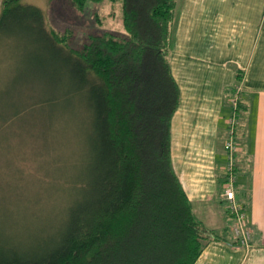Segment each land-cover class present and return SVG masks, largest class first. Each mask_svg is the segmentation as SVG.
Wrapping results in <instances>:
<instances>
[{
    "label": "trees",
    "instance_id": "16d2710c",
    "mask_svg": "<svg viewBox=\"0 0 264 264\" xmlns=\"http://www.w3.org/2000/svg\"><path fill=\"white\" fill-rule=\"evenodd\" d=\"M68 1L78 11L88 1L119 3L124 31L90 33L74 47L71 30H47L41 9L21 0H0V29L37 32L86 90L94 185L52 243L28 249L0 244V264H194L209 242L225 238L198 219L172 163L180 89L169 55L177 0ZM236 113L238 121L240 101ZM227 215L231 245L243 247Z\"/></svg>",
    "mask_w": 264,
    "mask_h": 264
},
{
    "label": "crops",
    "instance_id": "0c3cea01",
    "mask_svg": "<svg viewBox=\"0 0 264 264\" xmlns=\"http://www.w3.org/2000/svg\"><path fill=\"white\" fill-rule=\"evenodd\" d=\"M169 60L180 89L172 163L198 219L225 238L209 242L194 264H264V0H177ZM238 77L236 197L250 222L248 249L231 245L219 196Z\"/></svg>",
    "mask_w": 264,
    "mask_h": 264
},
{
    "label": "rangeland",
    "instance_id": "374dc122",
    "mask_svg": "<svg viewBox=\"0 0 264 264\" xmlns=\"http://www.w3.org/2000/svg\"><path fill=\"white\" fill-rule=\"evenodd\" d=\"M21 3L41 9L47 30H71L74 47L90 33L124 31L119 3L88 1L81 11L68 0ZM86 96L37 32L0 29L1 245L52 243L90 195L94 134Z\"/></svg>",
    "mask_w": 264,
    "mask_h": 264
},
{
    "label": "built area",
    "instance_id": "2783aa9c",
    "mask_svg": "<svg viewBox=\"0 0 264 264\" xmlns=\"http://www.w3.org/2000/svg\"><path fill=\"white\" fill-rule=\"evenodd\" d=\"M241 86L236 85L234 94L230 99L232 105L231 113L226 120L227 124V139L225 141L226 162L222 167L226 176L223 183V199L225 201V209L232 218L233 232L239 238L240 245L248 249L250 244L251 232L248 228V216L243 205L239 202L235 195L236 176L234 173V158L238 150V145L235 141V126L237 125V107L240 99Z\"/></svg>",
    "mask_w": 264,
    "mask_h": 264
}]
</instances>
